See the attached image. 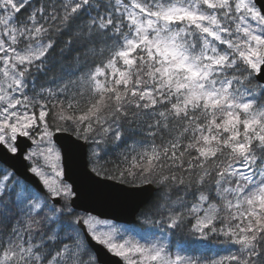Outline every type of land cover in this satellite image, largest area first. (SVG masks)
Segmentation results:
<instances>
[{
	"label": "snow or ice",
	"instance_id": "snow-or-ice-1",
	"mask_svg": "<svg viewBox=\"0 0 264 264\" xmlns=\"http://www.w3.org/2000/svg\"><path fill=\"white\" fill-rule=\"evenodd\" d=\"M0 264H264V0H0Z\"/></svg>",
	"mask_w": 264,
	"mask_h": 264
},
{
	"label": "water",
	"instance_id": "water-1",
	"mask_svg": "<svg viewBox=\"0 0 264 264\" xmlns=\"http://www.w3.org/2000/svg\"><path fill=\"white\" fill-rule=\"evenodd\" d=\"M84 203H85V206H91V202L89 201H85ZM97 210L101 212H108L110 214L119 215L122 219H127L131 211V207L129 206L126 208L114 209L108 206L101 205V206H97Z\"/></svg>",
	"mask_w": 264,
	"mask_h": 264
}]
</instances>
